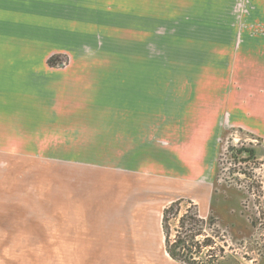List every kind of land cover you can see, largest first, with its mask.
Here are the masks:
<instances>
[{"label": "rangeland", "instance_id": "374dc122", "mask_svg": "<svg viewBox=\"0 0 264 264\" xmlns=\"http://www.w3.org/2000/svg\"><path fill=\"white\" fill-rule=\"evenodd\" d=\"M20 21L57 59L27 98L39 127L0 129V264H97L88 244L146 264L174 191L169 240H209L194 261L264 264V142L228 122L264 131V0H0V26ZM152 178L171 189L146 193Z\"/></svg>", "mask_w": 264, "mask_h": 264}, {"label": "crops", "instance_id": "0c3cea01", "mask_svg": "<svg viewBox=\"0 0 264 264\" xmlns=\"http://www.w3.org/2000/svg\"><path fill=\"white\" fill-rule=\"evenodd\" d=\"M33 13L34 15H32L36 17L37 12ZM15 23L14 25L12 23L5 22L0 26V105H8L9 107L15 106L10 112L11 114L8 117V121H5L4 118H0L3 120L0 121V129L13 128L12 130L10 129V133H12L13 130H16L13 131V135L17 136L18 131L39 127L37 125L31 124V118L33 117L32 111L30 110L31 106L29 105L31 100L29 101L27 98L31 99V94L36 92V86L42 77H39L40 72H43L46 76V74L48 75L51 67L48 66L45 58H40L39 56L35 57V53L31 52L32 48L37 44L36 35L34 37L32 35L36 29L34 30L28 23L26 24L24 21ZM38 32L40 33V29ZM210 92L211 90H206L204 94L206 98L213 95ZM202 109L203 111H207L205 114V120L208 122L206 128L209 130L206 131L207 140H215V132L219 130V135L221 131V128L219 127V119H221L222 114H218L219 112L217 111V106L214 104L208 105L207 107H202ZM216 115L217 117H215ZM228 122L230 125L243 128L245 127L244 125H246L249 131L252 133H257V135L262 138L264 142V131L262 132L261 130L255 129V127L249 123H240L236 121L234 116L229 117ZM43 127H47V125ZM203 133L205 134V132ZM11 135L12 134H10V136ZM135 140H143V132H140L139 135L137 133ZM160 178H152L150 180L148 179L147 184L144 187L146 189V193L152 194V191L158 189L155 187L170 188L172 183L169 184V182H166L165 180H159ZM138 183L140 184V182ZM156 193H158L157 190ZM164 193H170L166 198H170L171 201H167L162 207H157L158 212L156 213V217H158V219L160 215H162V211L166 207V204L176 201L177 198L181 196L180 194H182L181 192L177 194L175 191L172 193ZM100 247L101 250L97 257V264H110L108 258L112 257L105 253V246L99 245V247H97V244L96 246L94 244H88V246L85 248V251L90 252V249L94 250V248L99 249ZM148 255L149 256H147L145 260L142 256L140 257L141 260L143 259V261H146V264H180L172 260L166 254L165 250L148 252ZM111 264H114V262L112 261Z\"/></svg>", "mask_w": 264, "mask_h": 264}, {"label": "trees", "instance_id": "16d2710c", "mask_svg": "<svg viewBox=\"0 0 264 264\" xmlns=\"http://www.w3.org/2000/svg\"><path fill=\"white\" fill-rule=\"evenodd\" d=\"M55 59H57V57H54L52 60H50L48 62V66L51 67V65H53V62ZM234 156H235V158L241 157L242 159H240V161L246 162L249 160H253L255 157V153L252 149L240 147V148L235 149V151L233 153V157ZM181 203H182L181 199L173 201L168 206H166L162 211L161 231H162V234L164 237V240H163L164 250H165L166 254L172 260H174L180 264H198V262L194 261V259H195L196 255H198L199 251L192 252V248L194 251L196 248L204 249L206 247H210V245L208 243L209 240L206 238L207 236L206 235L202 236L200 230H198L197 234H194L193 236H191V238H190L191 244H189L190 241L187 242V241L181 240L180 238H177V239L173 240L172 242L169 240V235H168V231H167V227L169 225L168 224V222H169L168 218H169L170 213L174 210V208H177L178 206H180ZM190 205H192V204H190ZM192 206L194 209V215H193L194 218H190V221H191L190 224H196L195 221L200 222V220L198 219L199 216H198L196 207L194 205H192ZM184 221H185L184 217H181L179 219V225L181 227L184 225ZM198 238H202L201 241H197ZM194 239H196V243L193 244L192 240H194ZM181 250L185 251V254H183L184 260H183V258H179L180 257L179 253H182ZM185 259H186V261H185Z\"/></svg>", "mask_w": 264, "mask_h": 264}]
</instances>
